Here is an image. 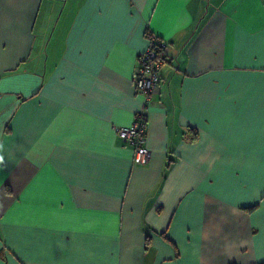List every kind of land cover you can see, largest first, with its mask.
<instances>
[{
  "label": "crops",
  "instance_id": "crops-1",
  "mask_svg": "<svg viewBox=\"0 0 264 264\" xmlns=\"http://www.w3.org/2000/svg\"><path fill=\"white\" fill-rule=\"evenodd\" d=\"M260 261L264 0H0V264Z\"/></svg>",
  "mask_w": 264,
  "mask_h": 264
},
{
  "label": "built area",
  "instance_id": "built-area-1",
  "mask_svg": "<svg viewBox=\"0 0 264 264\" xmlns=\"http://www.w3.org/2000/svg\"><path fill=\"white\" fill-rule=\"evenodd\" d=\"M145 38V47L138 54L137 66L132 73V84L136 92L147 99L158 86V69L165 55L166 42L152 32ZM145 126L146 115L138 111L129 125L115 127L116 134L132 146L135 164H145L150 154L145 144Z\"/></svg>",
  "mask_w": 264,
  "mask_h": 264
},
{
  "label": "trees",
  "instance_id": "trees-1",
  "mask_svg": "<svg viewBox=\"0 0 264 264\" xmlns=\"http://www.w3.org/2000/svg\"><path fill=\"white\" fill-rule=\"evenodd\" d=\"M148 35H151V32L149 31L148 28L145 29V36H148ZM159 38V37H158ZM254 207H251V208H248V209H252ZM228 264H236V263H233V262H230ZM253 264H264V261H260V262H256V263H253Z\"/></svg>",
  "mask_w": 264,
  "mask_h": 264
}]
</instances>
